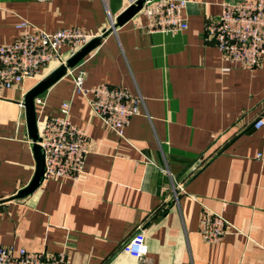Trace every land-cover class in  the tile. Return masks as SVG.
Returning a JSON list of instances; mask_svg holds the SVG:
<instances>
[{"label":"crops","instance_id":"1","mask_svg":"<svg viewBox=\"0 0 264 264\" xmlns=\"http://www.w3.org/2000/svg\"><path fill=\"white\" fill-rule=\"evenodd\" d=\"M224 1L239 0H187L188 28L163 34L147 31L143 13L115 26L131 0H0V44L21 35L23 20L48 32L81 26L103 36L77 65L85 86H124L143 99L122 137L71 74L54 83L36 105L38 123L69 101L92 152L79 179L51 177L16 198L36 172L21 102L38 81L0 92V246L64 252L68 264H264V125L254 127L264 117V57L248 69L207 40ZM205 208L239 231L206 242ZM139 228L142 260L124 250Z\"/></svg>","mask_w":264,"mask_h":264},{"label":"built area","instance_id":"2","mask_svg":"<svg viewBox=\"0 0 264 264\" xmlns=\"http://www.w3.org/2000/svg\"><path fill=\"white\" fill-rule=\"evenodd\" d=\"M137 1L131 0V5ZM186 3L187 0H145L137 14L143 13L147 17L145 28L148 32L176 34L189 26L183 15ZM18 27L22 30L18 38L0 44V92L24 89L28 79L41 81L45 69L52 65L56 68L66 65L70 57L95 38L81 26L48 32L33 28L29 21L23 20ZM206 37L230 61L255 69L264 57V0L224 1L221 14L207 22ZM77 65L67 72L72 75L75 91L87 99L96 116L124 137L131 118L141 112L142 97L133 95L124 86L101 83L86 87L85 71ZM26 93L23 92L24 97ZM44 104L41 96L36 98V105ZM21 106L24 107V101ZM263 125L264 117L254 123L255 128ZM38 128V144L45 157L42 182L51 177L79 179L85 172L87 156L92 152V140L83 129L72 123L71 103L64 101L60 114L38 123ZM231 229L239 231L223 214L210 208L204 209L199 233L206 242H218ZM124 250L139 260L145 258L148 246L143 228H139L125 244ZM0 264L68 262L64 252L49 254L26 248L15 252L11 247L0 246Z\"/></svg>","mask_w":264,"mask_h":264},{"label":"water","instance_id":"3","mask_svg":"<svg viewBox=\"0 0 264 264\" xmlns=\"http://www.w3.org/2000/svg\"><path fill=\"white\" fill-rule=\"evenodd\" d=\"M145 0H138L135 4L129 6L122 14L117 18L115 26L124 25L130 19H132L142 8ZM103 36H97L87 43L81 50L75 53L69 58L66 65H61L48 76L39 81L33 86L25 95L24 107L26 113V120L28 125V134L33 141V151L36 159V172L34 178L30 184L20 190L16 195V198H23L36 191L41 185L42 178L45 173V157L41 151V147L38 144L39 140V128L36 109V98L45 93L54 83L67 75L68 69L75 67L80 61H82L91 51L97 48L102 42Z\"/></svg>","mask_w":264,"mask_h":264}]
</instances>
